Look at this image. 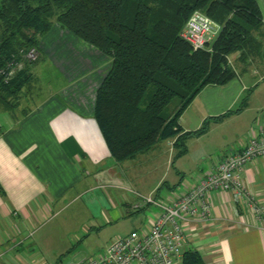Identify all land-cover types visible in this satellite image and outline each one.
Listing matches in <instances>:
<instances>
[{
    "label": "crops",
    "instance_id": "1",
    "mask_svg": "<svg viewBox=\"0 0 264 264\" xmlns=\"http://www.w3.org/2000/svg\"><path fill=\"white\" fill-rule=\"evenodd\" d=\"M257 1L261 53L246 61L238 58L240 53L230 56L236 77L225 85L206 86L179 119L185 133L206 121L207 131L189 136L186 153L176 159L175 138L164 140L168 155L163 148L152 156L149 181L125 170L133 158L117 161L111 155L94 118L96 92L110 60L69 32L55 41L51 58L57 72L36 102L28 109L19 105L15 112L1 109L0 264H47L34 248L26 250V242L80 199L87 221L75 231L77 237L140 211L146 221L138 227L145 229L158 209L136 208L143 202L140 195L170 202L247 144L254 123L264 122V0ZM241 171L251 196L264 208V157ZM231 196L220 190L210 193L211 217L189 223L186 248L197 250L205 264H264V225Z\"/></svg>",
    "mask_w": 264,
    "mask_h": 264
},
{
    "label": "trees",
    "instance_id": "2",
    "mask_svg": "<svg viewBox=\"0 0 264 264\" xmlns=\"http://www.w3.org/2000/svg\"><path fill=\"white\" fill-rule=\"evenodd\" d=\"M196 10L221 25L210 49L194 50L180 36ZM261 18L257 0H0V68L13 60L24 63L8 83L1 82L0 110L15 112L21 100L30 101L27 109L36 102L32 91L41 57L28 60L22 53L36 48L41 55L42 41L59 27L110 60L96 92L94 118L111 155L124 161L175 138L176 159L186 153L189 136L208 129L206 121L185 133L181 114L206 86L236 77L232 54L246 61L261 53L256 36ZM181 262L205 264L189 247Z\"/></svg>",
    "mask_w": 264,
    "mask_h": 264
},
{
    "label": "built area",
    "instance_id": "3",
    "mask_svg": "<svg viewBox=\"0 0 264 264\" xmlns=\"http://www.w3.org/2000/svg\"><path fill=\"white\" fill-rule=\"evenodd\" d=\"M221 30V25L202 11H193L180 32L194 50L210 49ZM38 50L23 52L28 60L38 57ZM23 61L13 60L0 68L1 82L8 83L23 68ZM248 142L239 152H230L216 168L186 189L176 199L167 202L152 195H140L142 203L155 206L158 211L149 226L127 235L114 237L104 250L78 264H182L186 249V228L192 221L211 217L210 193L214 190L230 192L233 200L244 202L257 221L264 225V208L257 202L244 183V167L264 157V122L256 121L249 132Z\"/></svg>",
    "mask_w": 264,
    "mask_h": 264
},
{
    "label": "rangeland",
    "instance_id": "4",
    "mask_svg": "<svg viewBox=\"0 0 264 264\" xmlns=\"http://www.w3.org/2000/svg\"><path fill=\"white\" fill-rule=\"evenodd\" d=\"M57 28L55 27L52 34L42 41L41 45L43 47L41 46V48H43L44 51L42 50L41 55L38 52L37 58H41L37 65H35V70L39 79H37L35 83L37 86L36 89L33 88L32 91L35 99L43 93L39 87L42 85L41 88H43V86L45 88L47 83V78H45V76L56 72L51 58L55 53L53 45L57 40L66 39L64 33H68L67 30L63 29V31H58ZM59 35L64 36L59 38ZM31 101H33V99H31ZM29 103L30 101L26 102L25 100H21V105L23 104V106ZM175 106V102H173L170 104L169 109L173 110ZM1 115L2 111L0 110V118ZM165 144V142L160 141L153 148L137 154L133 159L126 162L127 165H125V170L139 177L146 175L147 181H149L151 179V173H148V171L151 170L152 156H159L162 154ZM167 148H165L167 151L166 156L168 155ZM176 150L177 149H175V151ZM156 159L160 161L161 156ZM153 174L156 173L154 172ZM82 205L83 201L80 199L61 209L59 214L52 220L46 221L41 228H39V232L26 242V250L31 251V248H34L47 264H76L81 260L97 256L104 250L112 238L117 235H127L132 231L139 230V221L142 223L146 221V217L142 211L125 213L118 221H113L111 223L104 222L100 227H92L91 230L77 237L75 231L79 230V228L84 225L83 223L87 221L86 216L81 211Z\"/></svg>",
    "mask_w": 264,
    "mask_h": 264
},
{
    "label": "water",
    "instance_id": "5",
    "mask_svg": "<svg viewBox=\"0 0 264 264\" xmlns=\"http://www.w3.org/2000/svg\"><path fill=\"white\" fill-rule=\"evenodd\" d=\"M189 248H192V246H189Z\"/></svg>",
    "mask_w": 264,
    "mask_h": 264
}]
</instances>
